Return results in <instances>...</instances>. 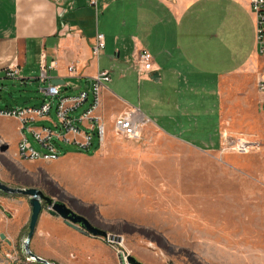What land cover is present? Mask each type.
Returning a JSON list of instances; mask_svg holds the SVG:
<instances>
[{
  "label": "crops",
  "instance_id": "obj_1",
  "mask_svg": "<svg viewBox=\"0 0 264 264\" xmlns=\"http://www.w3.org/2000/svg\"><path fill=\"white\" fill-rule=\"evenodd\" d=\"M214 1L99 0L91 7L87 0H0V79L15 66L14 80H38L43 99L40 89L54 83L62 96L84 91L89 102L92 78L103 71L110 73V81L100 89V105L95 112L105 126L104 144L100 147L96 139L98 151L93 156L81 153L88 149L58 141L77 152L61 153L55 144L59 154L56 160L23 161L16 152L24 130L16 119L0 118L16 131L10 143L0 131L1 156L10 159L19 177L28 180L16 188L34 187L53 197L47 187H60L93 215L70 208L99 228L98 218L119 217L115 207L120 206L119 197L105 190L113 183L103 179L102 158L116 133L107 129L114 126L117 117L139 112L146 120L144 124L200 151L223 148L232 140V132L254 130L256 120L246 108L255 104L264 112L261 98L257 103L254 100L256 80L264 72L254 16L248 2L246 10L239 0H223L227 2L224 17L210 27L199 19L197 7ZM238 7L248 17L243 27L236 13ZM97 34H102L104 48L94 57ZM140 49L152 58L150 74H137L133 55ZM68 67L73 72L69 73ZM155 72L158 77L152 80ZM65 91L68 95L62 94ZM44 121L49 122H37ZM32 124L28 127L42 128ZM84 168L95 169V178L82 173ZM100 179L105 180L103 186ZM107 211L111 213L106 215ZM30 215L27 196L0 192V264H42L25 251ZM28 249L49 264H119L118 255L103 238L73 230L59 216L50 215L46 207L40 212Z\"/></svg>",
  "mask_w": 264,
  "mask_h": 264
},
{
  "label": "rangeland",
  "instance_id": "obj_2",
  "mask_svg": "<svg viewBox=\"0 0 264 264\" xmlns=\"http://www.w3.org/2000/svg\"><path fill=\"white\" fill-rule=\"evenodd\" d=\"M239 1L246 9L249 1ZM225 3L223 0L201 3L197 7L199 19L214 28L224 17ZM238 9L236 13L240 14L243 27L248 17ZM259 57L264 61V55ZM39 85L38 80L0 79V108L40 105L47 99L41 98ZM256 92L257 103L261 98L257 87ZM62 94L68 95L66 91ZM85 107L72 115H79ZM246 109L256 120V128L231 133L236 144L242 140L255 143L246 149L232 144L215 151H200L165 137L149 123L141 126L136 137L116 136L111 125L107 131L115 134L102 157L103 179L113 183L105 187L106 192L119 197L120 206H115L119 217L98 221L108 237L120 239L114 244L103 240L104 243L115 253L121 251L142 264H264V112L255 104ZM49 116L53 122L57 121L54 105ZM32 126L56 130L46 121ZM0 131L6 134L7 143L16 136L6 121H0ZM23 134L39 150L32 136L25 131ZM55 144L61 153L77 152L62 143ZM96 149L93 137L92 146L80 152L93 156ZM9 160L0 153V182L13 188L23 187L28 180L19 177ZM94 171L82 169L90 179L95 178ZM102 172L100 168V178ZM105 180L100 179V185ZM40 185L44 186V181ZM46 190L53 195L47 197L93 215L85 204L60 187L51 185ZM110 213L107 211L106 215Z\"/></svg>",
  "mask_w": 264,
  "mask_h": 264
},
{
  "label": "built area",
  "instance_id": "obj_3",
  "mask_svg": "<svg viewBox=\"0 0 264 264\" xmlns=\"http://www.w3.org/2000/svg\"><path fill=\"white\" fill-rule=\"evenodd\" d=\"M88 5L96 7L99 0H87ZM250 10L254 16L255 40L258 51L264 54V0H248ZM104 48L102 34L95 36L92 47V55L97 57ZM133 63L138 75L150 74L153 71L152 58L150 54L143 49L136 51L133 55ZM68 72H73L72 67H68ZM17 75L15 66L9 67L5 72V78L14 79ZM43 78V72L41 74ZM110 81V73L103 71L92 78L91 99L88 102V94L84 91L73 96H62L60 87L54 84H48L41 88V92L47 99L38 107H27L21 109L0 110V118H14L19 121L21 130L28 131L33 141L38 145L39 150L33 148L23 137L17 145V157L23 161H44L50 162L58 158L55 149V142L70 144L79 150L89 149L92 145L93 137L98 141L101 147L104 144L105 126L95 115L100 105V89L103 83ZM256 87L261 94L260 104L264 107V72L256 80ZM77 116L72 114L84 107ZM54 105L56 122L49 119V115ZM47 119L56 130L49 127L34 129L28 127L30 124L40 120ZM146 122L144 116L137 117L136 112L126 116L117 117L114 120V128L117 134L124 137H136L141 126ZM235 146L241 148L253 147L255 143L242 140L236 144L235 141L226 142L225 146ZM108 244H114L110 237L103 239ZM113 247V246H112ZM119 258V264H130L127 256L116 251Z\"/></svg>",
  "mask_w": 264,
  "mask_h": 264
},
{
  "label": "water",
  "instance_id": "obj_4",
  "mask_svg": "<svg viewBox=\"0 0 264 264\" xmlns=\"http://www.w3.org/2000/svg\"><path fill=\"white\" fill-rule=\"evenodd\" d=\"M157 77L158 73H153L152 80H155ZM0 192L9 194H19L27 196L29 198V204L31 206V215L28 224V233L24 244L26 253L38 263L48 264L45 260L36 257L29 251L28 242L33 236L38 217L43 207H46L50 215L59 216L68 227L81 234L88 233L92 236H97L103 239H106L108 237L106 231L93 226L87 219L71 210L65 203L61 202L60 200H54L50 197L45 196L39 189L12 188L0 182ZM116 238V240L119 241V236H117ZM127 259L130 264H142L138 262L134 257L128 256Z\"/></svg>",
  "mask_w": 264,
  "mask_h": 264
},
{
  "label": "bare ground",
  "instance_id": "obj_5",
  "mask_svg": "<svg viewBox=\"0 0 264 264\" xmlns=\"http://www.w3.org/2000/svg\"><path fill=\"white\" fill-rule=\"evenodd\" d=\"M136 115H137V117H142V115L139 113V112H136ZM117 236H114V235H111L110 236V238L113 240V241H116V242H118L116 239ZM31 259H33V258H31Z\"/></svg>",
  "mask_w": 264,
  "mask_h": 264
}]
</instances>
